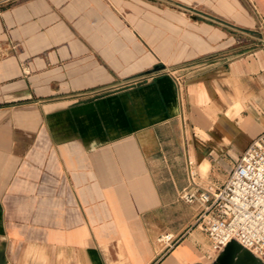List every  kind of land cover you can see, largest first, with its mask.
<instances>
[{
  "label": "crops",
  "instance_id": "crops-1",
  "mask_svg": "<svg viewBox=\"0 0 264 264\" xmlns=\"http://www.w3.org/2000/svg\"><path fill=\"white\" fill-rule=\"evenodd\" d=\"M248 1L212 8L230 29L173 14L168 50L141 0L0 2V264L210 263L179 193L264 132Z\"/></svg>",
  "mask_w": 264,
  "mask_h": 264
},
{
  "label": "built area",
  "instance_id": "built-area-1",
  "mask_svg": "<svg viewBox=\"0 0 264 264\" xmlns=\"http://www.w3.org/2000/svg\"><path fill=\"white\" fill-rule=\"evenodd\" d=\"M179 197L187 204H197L194 225L209 239L207 253L213 258L231 239L264 262V132L245 147L228 176L219 186H201L194 181ZM165 247L174 246L178 237L159 236Z\"/></svg>",
  "mask_w": 264,
  "mask_h": 264
},
{
  "label": "rangeland",
  "instance_id": "rangeland-1",
  "mask_svg": "<svg viewBox=\"0 0 264 264\" xmlns=\"http://www.w3.org/2000/svg\"><path fill=\"white\" fill-rule=\"evenodd\" d=\"M5 1L8 0H0V2ZM141 1L145 3L147 18L149 16L152 18L154 13L157 14V39L160 37L162 38L163 46H167L166 49L163 48L164 50L169 49V37L176 35L174 28L171 27V18L175 13L189 20L203 21L221 28H235L234 26H231L230 23H227L228 21H224L223 17H220L217 11H214V9L212 11V8L217 7L218 4H231L234 0H157L155 3L150 2L149 0ZM238 1L243 4L249 3L248 0ZM252 9H254V13L257 14L255 8L252 7ZM246 32L251 35L264 34V20L259 18L256 27L247 29ZM207 173L206 169L201 170L198 174L199 182L197 183L201 186L210 185L216 187L224 182L229 172H225L217 181H210L209 178L206 177ZM160 243L162 244V242Z\"/></svg>",
  "mask_w": 264,
  "mask_h": 264
},
{
  "label": "water",
  "instance_id": "water-1",
  "mask_svg": "<svg viewBox=\"0 0 264 264\" xmlns=\"http://www.w3.org/2000/svg\"><path fill=\"white\" fill-rule=\"evenodd\" d=\"M159 68V66H156L155 70ZM209 264H264V262L236 240L231 239L215 255Z\"/></svg>",
  "mask_w": 264,
  "mask_h": 264
}]
</instances>
